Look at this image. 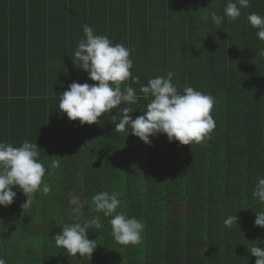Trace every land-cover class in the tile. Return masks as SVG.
<instances>
[{
	"label": "trees",
	"instance_id": "obj_1",
	"mask_svg": "<svg viewBox=\"0 0 264 264\" xmlns=\"http://www.w3.org/2000/svg\"><path fill=\"white\" fill-rule=\"evenodd\" d=\"M246 43L237 53L225 52L230 68L216 82L183 84L215 97L216 127L202 144L181 145L158 134L149 145L130 131L111 127L109 133L108 121L99 139L103 127L98 131L96 123L83 124L79 137V120L59 109L58 94L69 84L0 83V141L36 143L46 168L60 160L44 178L49 194H34L31 207L23 209L26 197L14 186L13 203L0 206V257L6 264H255L249 249L264 247V228L254 225L264 203L252 195L264 175V50L249 45L248 51ZM105 190L120 194L124 206L118 211L146 225L142 243H117L110 217L91 211L92 197ZM70 194L86 200L85 215H99L104 225L88 232L97 239L89 259L67 256L52 237L74 222ZM235 213L238 227H225L224 219Z\"/></svg>",
	"mask_w": 264,
	"mask_h": 264
},
{
	"label": "crops",
	"instance_id": "obj_2",
	"mask_svg": "<svg viewBox=\"0 0 264 264\" xmlns=\"http://www.w3.org/2000/svg\"><path fill=\"white\" fill-rule=\"evenodd\" d=\"M227 2L0 0V83H96L72 60L78 41L84 38L83 25L87 24L96 34L106 35L113 43H123L131 49L130 71L140 79L139 83H132L131 79L126 83L137 90L140 99L136 104H121L96 123L98 131L108 121L109 133L113 127L115 132L126 134L116 131L120 110L131 107L133 113L142 114L149 99L139 93V88L149 79L172 71L175 73L172 82L182 92L183 84L205 83L207 78L216 82L222 78L224 69L230 68V57L225 52L237 53L246 42L248 51L249 45L252 51L256 46L264 50V41L258 39L257 29L247 19L253 12L264 16V0H250V7L242 9L236 21L225 16L219 28L210 19L207 23L201 21L204 7L224 15ZM239 59L233 56L234 62ZM82 127L77 131L79 137H83ZM105 128L100 129L97 139L104 135Z\"/></svg>",
	"mask_w": 264,
	"mask_h": 264
},
{
	"label": "clouds",
	"instance_id": "obj_3",
	"mask_svg": "<svg viewBox=\"0 0 264 264\" xmlns=\"http://www.w3.org/2000/svg\"><path fill=\"white\" fill-rule=\"evenodd\" d=\"M250 7V0H228L224 15H218L211 8L204 7L201 21L211 23L217 28L223 23L224 17L236 21L242 14V9ZM251 27L257 29V37L264 41V16L255 12L247 16ZM84 38L80 39L74 50L73 62L77 68L88 74V79L96 83L72 82L67 90L59 94V109L69 120H79L80 124L98 123V118L121 104H136L140 99L137 90L127 81L139 83V77L130 71L133 61L130 59L131 49L123 43H113L106 35H98L95 30L83 25ZM175 73L169 71L166 76H156L141 85L139 93L149 102L142 114L133 118L131 107L120 110V119L116 131L127 132L138 137L143 143L151 144L150 137L166 134L168 140L178 141L181 145L206 143L216 127L211 115L215 97L211 94L186 86L179 91L174 84ZM123 85V87H122ZM115 118V115L113 116ZM39 147L25 139L20 146L0 141V206L11 205L17 195L15 186L26 197L22 208H29L36 200L34 194L47 195L52 191L50 184L45 182V175H53L60 167L59 159H52L45 166L39 159ZM253 197L264 203V175L257 177ZM86 200L70 194L69 204L74 222L65 224L61 231L53 235L56 246L65 250L67 256L77 258L91 257L97 248L96 240L89 239V230L98 232L104 225L99 215L87 217L83 211ZM124 206L120 194L107 190L94 195L91 200V211L102 213L109 218L111 235L114 240L124 246L142 243L146 225L135 217L128 216L124 211H118ZM236 215H228L223 224L227 228L238 227ZM254 225L264 228V211L255 213ZM256 257L255 264H264V247L254 245L249 249ZM0 264L6 260L0 257Z\"/></svg>",
	"mask_w": 264,
	"mask_h": 264
}]
</instances>
